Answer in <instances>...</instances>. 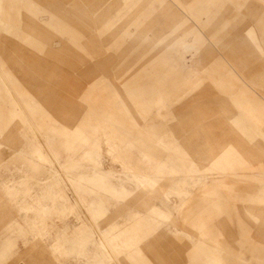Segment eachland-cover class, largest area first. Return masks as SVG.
I'll return each mask as SVG.
<instances>
[{"label":"rangeland","instance_id":"1","mask_svg":"<svg viewBox=\"0 0 264 264\" xmlns=\"http://www.w3.org/2000/svg\"><path fill=\"white\" fill-rule=\"evenodd\" d=\"M246 3L0 0V264H264Z\"/></svg>","mask_w":264,"mask_h":264},{"label":"crops","instance_id":"2","mask_svg":"<svg viewBox=\"0 0 264 264\" xmlns=\"http://www.w3.org/2000/svg\"><path fill=\"white\" fill-rule=\"evenodd\" d=\"M244 1L247 2L246 5H248L251 8L248 13H250L252 19H254L255 25L253 26L254 34L251 31V37L253 40V43H251V44L253 46L252 45L249 46L245 42V37H247L246 34L249 35L248 34L249 33V27H247L244 31L246 34L244 33L242 35H239L242 43L244 45H246V47L243 48V53H246V54L250 53L253 56L255 53L254 52V50H255L256 53L260 55V54L264 53V0H244ZM257 31H258V33H257ZM233 36H235V35H233ZM252 49H254V50H252ZM255 60H257V59L255 58ZM257 244H258V247H260L261 245L264 246V244H259V243H257ZM262 256H263L262 258L257 259L258 263L264 262V250L262 252Z\"/></svg>","mask_w":264,"mask_h":264}]
</instances>
